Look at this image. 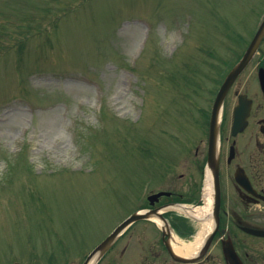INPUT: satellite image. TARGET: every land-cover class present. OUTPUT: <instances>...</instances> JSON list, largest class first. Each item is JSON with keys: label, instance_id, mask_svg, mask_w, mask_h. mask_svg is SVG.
Instances as JSON below:
<instances>
[{"label": "rangeland", "instance_id": "obj_1", "mask_svg": "<svg viewBox=\"0 0 264 264\" xmlns=\"http://www.w3.org/2000/svg\"><path fill=\"white\" fill-rule=\"evenodd\" d=\"M263 3L0 0V264H42L48 235L126 215L145 183L197 192L205 60Z\"/></svg>", "mask_w": 264, "mask_h": 264}, {"label": "flooded vegetation", "instance_id": "obj_2", "mask_svg": "<svg viewBox=\"0 0 264 264\" xmlns=\"http://www.w3.org/2000/svg\"><path fill=\"white\" fill-rule=\"evenodd\" d=\"M263 20L264 3L249 33L239 24L238 37L226 48L227 57L210 54L205 60L204 76L211 77L212 85L204 109V163L197 192L190 184L185 190L155 187L135 198L126 197L119 205L123 213L130 212L110 218L105 226H81L75 232L64 229L48 235L42 264H86L92 255L89 264H264V34L224 96L218 132L217 208L212 202L211 207L207 205L202 191L210 182V104L242 61ZM162 191L166 193L158 194ZM136 213L145 217L123 227L113 243L95 253L120 229V223Z\"/></svg>", "mask_w": 264, "mask_h": 264}, {"label": "water", "instance_id": "obj_3", "mask_svg": "<svg viewBox=\"0 0 264 264\" xmlns=\"http://www.w3.org/2000/svg\"><path fill=\"white\" fill-rule=\"evenodd\" d=\"M263 34H264V24H263L262 28L260 29L258 36L256 37V39L252 43L251 47L248 49V51H247L245 57L243 58V60L241 61V63H239L233 69V71L229 74V76H228V78L226 80V83L222 87V89L220 91V94H219V96H218V98L216 100L215 106H214V111H213V114H212L211 125H210V147H209V160H208V175H209L210 185H211V188H212V191H213V196H214L213 208H217L218 200H219V192H218V159H217V156H218V132H219V127H220V114H221L223 99H224L225 93H226L228 87L230 86L231 82L238 75V73L242 70L245 62L254 53V51L256 49V46H257V43H258V40L260 39V37ZM141 217H145V215L137 214V215L133 216L127 222V224H125L123 227H125L128 224H130L134 220L140 219ZM119 231H117L114 235H112L111 237L106 239L96 249L95 253H100L101 251H103L105 249V247H107L108 245L113 243L114 238L117 236ZM92 257H93V255L89 258V260L87 261L86 264H89L88 262L92 259ZM15 264H22V263H15Z\"/></svg>", "mask_w": 264, "mask_h": 264}, {"label": "bare ground", "instance_id": "obj_4", "mask_svg": "<svg viewBox=\"0 0 264 264\" xmlns=\"http://www.w3.org/2000/svg\"><path fill=\"white\" fill-rule=\"evenodd\" d=\"M210 186L207 187V194L209 195V200H210V205L209 207H211V200H212V194H211V187L209 188ZM208 207V206H207Z\"/></svg>", "mask_w": 264, "mask_h": 264}]
</instances>
